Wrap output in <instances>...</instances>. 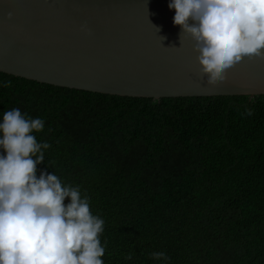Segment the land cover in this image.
I'll return each instance as SVG.
<instances>
[{"label":"trees","instance_id":"1","mask_svg":"<svg viewBox=\"0 0 264 264\" xmlns=\"http://www.w3.org/2000/svg\"><path fill=\"white\" fill-rule=\"evenodd\" d=\"M11 108L44 120L37 176L88 197L104 264H264V95L155 101L0 72Z\"/></svg>","mask_w":264,"mask_h":264},{"label":"water","instance_id":"2","mask_svg":"<svg viewBox=\"0 0 264 264\" xmlns=\"http://www.w3.org/2000/svg\"><path fill=\"white\" fill-rule=\"evenodd\" d=\"M167 5L168 0H0V72L155 101L264 95V59L256 56L229 67L223 82L209 81Z\"/></svg>","mask_w":264,"mask_h":264},{"label":"clouds","instance_id":"3","mask_svg":"<svg viewBox=\"0 0 264 264\" xmlns=\"http://www.w3.org/2000/svg\"><path fill=\"white\" fill-rule=\"evenodd\" d=\"M167 6L209 81L223 82L245 56L264 59V0H168ZM43 129L42 118L18 108L0 115V264H104V221L88 197L55 173L37 176L50 147L34 135Z\"/></svg>","mask_w":264,"mask_h":264}]
</instances>
